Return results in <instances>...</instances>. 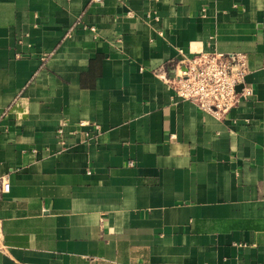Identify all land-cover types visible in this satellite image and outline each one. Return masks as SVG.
I'll list each match as a JSON object with an SVG mask.
<instances>
[{
  "label": "crops",
  "instance_id": "obj_1",
  "mask_svg": "<svg viewBox=\"0 0 264 264\" xmlns=\"http://www.w3.org/2000/svg\"><path fill=\"white\" fill-rule=\"evenodd\" d=\"M214 50L222 118L167 82ZM0 177V264H264V0H0Z\"/></svg>",
  "mask_w": 264,
  "mask_h": 264
},
{
  "label": "built area",
  "instance_id": "obj_2",
  "mask_svg": "<svg viewBox=\"0 0 264 264\" xmlns=\"http://www.w3.org/2000/svg\"><path fill=\"white\" fill-rule=\"evenodd\" d=\"M91 1L99 3L102 0ZM128 14L131 15L130 12ZM90 29L94 30L93 27ZM246 74L244 53L202 51L175 66L174 77L167 78V82L178 99L191 101L200 110L222 118L240 100H245L253 94L252 86L245 80ZM87 124L85 121L77 123L79 127ZM64 125L62 123L57 128L60 137L63 136ZM93 126L97 129V125ZM84 134L87 140L96 137V132L90 134L86 131ZM9 188L7 177H0V198ZM2 248L4 246L0 239V249Z\"/></svg>",
  "mask_w": 264,
  "mask_h": 264
},
{
  "label": "water",
  "instance_id": "obj_3",
  "mask_svg": "<svg viewBox=\"0 0 264 264\" xmlns=\"http://www.w3.org/2000/svg\"><path fill=\"white\" fill-rule=\"evenodd\" d=\"M172 77H174V70H172V74H171L170 78H172Z\"/></svg>",
  "mask_w": 264,
  "mask_h": 264
}]
</instances>
